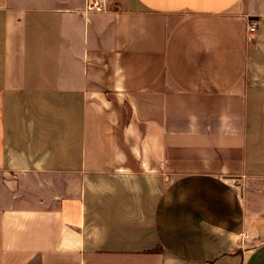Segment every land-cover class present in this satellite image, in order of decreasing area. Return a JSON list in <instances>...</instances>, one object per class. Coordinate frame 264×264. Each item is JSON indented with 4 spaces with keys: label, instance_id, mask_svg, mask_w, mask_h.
<instances>
[{
    "label": "crops",
    "instance_id": "crops-1",
    "mask_svg": "<svg viewBox=\"0 0 264 264\" xmlns=\"http://www.w3.org/2000/svg\"><path fill=\"white\" fill-rule=\"evenodd\" d=\"M87 2L0 0V264H264V0Z\"/></svg>",
    "mask_w": 264,
    "mask_h": 264
},
{
    "label": "built area",
    "instance_id": "built-area-1",
    "mask_svg": "<svg viewBox=\"0 0 264 264\" xmlns=\"http://www.w3.org/2000/svg\"><path fill=\"white\" fill-rule=\"evenodd\" d=\"M108 0H88V2L85 4L84 9L86 11H92V10H100L103 7L106 6ZM256 32V25L251 24L249 26V37L251 38L252 35Z\"/></svg>",
    "mask_w": 264,
    "mask_h": 264
}]
</instances>
